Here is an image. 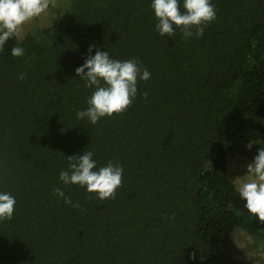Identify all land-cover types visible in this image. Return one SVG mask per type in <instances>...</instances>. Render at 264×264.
Segmentation results:
<instances>
[{
  "label": "trees",
  "instance_id": "trees-1",
  "mask_svg": "<svg viewBox=\"0 0 264 264\" xmlns=\"http://www.w3.org/2000/svg\"><path fill=\"white\" fill-rule=\"evenodd\" d=\"M150 4L67 0L50 27L0 47V190L17 200L0 264H254L223 245L238 229L264 241L229 172L233 155L264 148V0H212L216 19L188 39L161 36ZM89 45L151 73L94 125L76 118ZM84 150L123 167L113 197L59 181Z\"/></svg>",
  "mask_w": 264,
  "mask_h": 264
},
{
  "label": "clouds",
  "instance_id": "clouds-1",
  "mask_svg": "<svg viewBox=\"0 0 264 264\" xmlns=\"http://www.w3.org/2000/svg\"><path fill=\"white\" fill-rule=\"evenodd\" d=\"M156 18L155 29L161 36L175 35L177 28L184 38L202 37L207 25L216 19L212 0H151ZM48 8V0H0V47L9 39H21V27L26 21L39 16ZM13 56H23L21 46L11 49ZM77 76L92 89L87 100L88 107L76 113L77 120L96 124L101 118L126 110L138 94V81H147L151 73L142 69L137 59L119 60L108 50L89 45L84 63L76 68ZM251 147V145H249ZM93 151L68 156L66 170L59 173L64 185H79L99 199L111 198L122 184L124 169L109 161L98 166ZM249 177L237 184L236 190L245 201L247 210L264 221V148L247 164ZM57 198L72 206L73 201L62 188L54 189ZM17 204L16 197L0 190V220L12 219Z\"/></svg>",
  "mask_w": 264,
  "mask_h": 264
},
{
  "label": "rangeland",
  "instance_id": "rangeland-1",
  "mask_svg": "<svg viewBox=\"0 0 264 264\" xmlns=\"http://www.w3.org/2000/svg\"><path fill=\"white\" fill-rule=\"evenodd\" d=\"M66 2L67 0H48V8L43 13L22 25V35L35 26L50 27L58 18L57 9L64 8ZM249 162V159L240 155H233L230 158L229 172L237 184L249 177L246 167ZM223 250L232 253L241 260L264 264V241L241 229L234 232L229 241L223 245Z\"/></svg>",
  "mask_w": 264,
  "mask_h": 264
}]
</instances>
